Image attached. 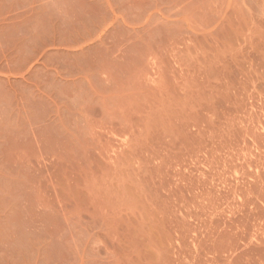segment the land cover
Segmentation results:
<instances>
[{
	"label": "rangeland",
	"instance_id": "374dc122",
	"mask_svg": "<svg viewBox=\"0 0 264 264\" xmlns=\"http://www.w3.org/2000/svg\"><path fill=\"white\" fill-rule=\"evenodd\" d=\"M167 29L42 105L24 264H264V0Z\"/></svg>",
	"mask_w": 264,
	"mask_h": 264
},
{
	"label": "crops",
	"instance_id": "0c3cea01",
	"mask_svg": "<svg viewBox=\"0 0 264 264\" xmlns=\"http://www.w3.org/2000/svg\"><path fill=\"white\" fill-rule=\"evenodd\" d=\"M195 1L0 0V264H24L14 242L29 221L20 212L29 203L24 163L42 105L62 85L93 87L106 57L156 55L151 40Z\"/></svg>",
	"mask_w": 264,
	"mask_h": 264
}]
</instances>
